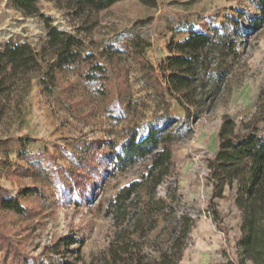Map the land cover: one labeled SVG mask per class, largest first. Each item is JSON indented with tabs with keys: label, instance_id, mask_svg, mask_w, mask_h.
I'll list each match as a JSON object with an SVG mask.
<instances>
[{
	"label": "rangeland",
	"instance_id": "obj_1",
	"mask_svg": "<svg viewBox=\"0 0 264 264\" xmlns=\"http://www.w3.org/2000/svg\"><path fill=\"white\" fill-rule=\"evenodd\" d=\"M154 1L153 7L140 0L118 1L96 15L81 17L72 14L67 0H37V6L53 27L78 36L84 52L98 58L105 46L116 43L121 35H135L150 45L144 58L152 65L169 55L168 44L185 38L189 27L200 31L218 28L238 18L240 10L246 12L239 19L238 56L232 61L221 92L200 111L192 108L194 115L185 123L168 128L173 138V165L168 177L156 187L153 199L143 188L128 200L136 205V212L129 217L142 219L132 239L146 253L155 255L156 250L166 249L179 236L176 232L186 217L190 228L182 240L180 264L236 260L241 221L234 205L236 184L226 186L211 201L207 163L215 153L224 116L234 120L237 129L258 119L259 135L264 136V25L257 32L249 31L248 20L258 13L256 0ZM235 32L232 29L230 35L234 37ZM9 42L28 43L40 55L41 66L29 76L31 87L21 103V112L11 109L0 121V187L11 196L33 186L43 194L20 198L30 210L26 217L0 210V230L27 255L40 256V264H57L63 256L72 264H88L108 250L116 234L133 231L126 230L128 220L116 221L111 208L119 189L139 179L150 161H140L125 173L113 172L98 183L90 178L88 183L94 189L85 204L64 202L62 193L68 192L64 186L74 193L81 189L75 187L81 179H72L77 173H86L80 169L84 162L93 155L111 154L128 127L137 126L145 132L149 122L162 117L166 108L143 75L139 61L123 53L113 64L100 59L111 78L105 85L107 95L99 92L98 83L81 81L74 68L56 69L54 80L43 83L53 62L46 46L44 20L22 15L12 0H0V52ZM166 100L171 102L170 113L184 118L183 107L168 95ZM23 154L43 156L34 160ZM93 163L98 169V163ZM158 199L164 204L155 206L152 216L141 215ZM210 205L219 212V220H215ZM63 236L81 241L69 247L80 249L79 255L63 253L67 251L64 248L58 253L52 248ZM8 263L9 256L0 251V264Z\"/></svg>",
	"mask_w": 264,
	"mask_h": 264
},
{
	"label": "trees",
	"instance_id": "obj_2",
	"mask_svg": "<svg viewBox=\"0 0 264 264\" xmlns=\"http://www.w3.org/2000/svg\"><path fill=\"white\" fill-rule=\"evenodd\" d=\"M118 1L123 0H67V7L74 16L96 15L108 9ZM145 6H155L154 0H140ZM18 11L28 17L42 18L45 22L47 33L46 46L49 49L53 62L42 79H53L56 69L74 68L77 77L85 83H98L99 92L107 95L105 85L110 83L107 64H113L121 53L136 58L143 75L153 84L154 90L166 108L165 114L160 118L152 119L145 132L137 126L124 130L119 145L112 148L109 155H98L84 162L80 169L86 171L81 175L77 173L79 182L75 187L78 191L63 192V201L71 200L73 203L85 204L91 196L93 185L88 181L94 177L99 182L100 178L117 172L125 173L136 163L148 159L150 162L145 167L146 172L136 181L123 185L117 192L112 215L116 221L128 220L127 229L133 231L118 233L109 244L108 250L93 258L88 264H180L183 252L182 240L190 228V220L182 218L174 237L166 249H158L155 255L146 253L144 248L135 243L132 236L141 228L140 217H129L135 211L136 205L128 200L136 196L139 190L146 188L150 198L155 197L156 187L168 177L170 167L173 165L172 133L168 128L174 124H182L194 111H200L205 104L212 101L225 85L226 78L232 61L236 59L237 38L239 32V19L246 15L240 10L238 18L232 19L229 24L224 22L220 27H210L200 31L189 27L187 36L179 42L171 41L167 50L169 55L164 60H157L155 65L148 63L144 58L145 50L150 46L138 36L121 35L116 43L107 45L98 56L83 51L80 38L73 34L60 31L51 25V19L44 17L38 9L37 0H12ZM255 16L248 20L249 31L257 32L264 25V0L254 1ZM96 24V23H95ZM236 30L234 37L231 30ZM40 55L28 43L5 44L0 52V121L7 116L11 109L21 112V103L31 87L30 74L40 68ZM166 95L182 106L185 112L180 119L170 113V101ZM222 123L217 132V146L213 157L208 160V178L212 183L210 200L220 196L224 188H229L235 183L236 193L234 205L240 213V234L237 240L238 259L225 262L214 261L204 264H264V136L259 135L258 119L246 122L237 129L234 120L229 116L222 118ZM41 154H23L26 159L39 160ZM98 163V169L93 162ZM111 163V168L107 164ZM63 183L62 179L58 180ZM42 190L37 187H28L20 190L14 196L0 187V210L16 214L21 217L29 215L30 210L21 204L20 198L42 195ZM68 194V195H67ZM71 198V199H70ZM162 200H156L147 206L141 215L152 216L151 211L155 206H162ZM211 206V205H210ZM212 207L215 220L220 219L217 209ZM136 212V211H135ZM131 221H130V220ZM133 223V224H131ZM132 225V226H131ZM179 233V234H178ZM80 243L73 238L61 237L54 244L58 253L64 248L63 253L78 254L80 249H69L73 244ZM0 251L9 256L8 264H40V256H29L21 251L0 230ZM79 256H77L78 259ZM76 259V260H77ZM57 264H72L63 256Z\"/></svg>",
	"mask_w": 264,
	"mask_h": 264
}]
</instances>
